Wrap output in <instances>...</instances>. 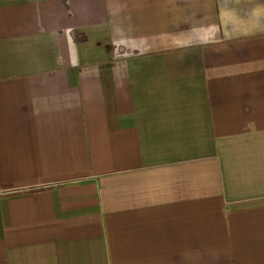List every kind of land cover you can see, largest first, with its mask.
<instances>
[{
    "label": "crops",
    "instance_id": "0c3cea01",
    "mask_svg": "<svg viewBox=\"0 0 264 264\" xmlns=\"http://www.w3.org/2000/svg\"><path fill=\"white\" fill-rule=\"evenodd\" d=\"M0 264H264V0H0Z\"/></svg>",
    "mask_w": 264,
    "mask_h": 264
}]
</instances>
